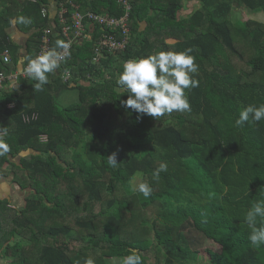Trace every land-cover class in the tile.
Masks as SVG:
<instances>
[{
    "label": "trees",
    "instance_id": "trees-1",
    "mask_svg": "<svg viewBox=\"0 0 264 264\" xmlns=\"http://www.w3.org/2000/svg\"><path fill=\"white\" fill-rule=\"evenodd\" d=\"M129 1L124 51L94 64L102 33L95 26L93 40L75 42L42 91L28 76L0 89V138L9 146L0 176L13 173V183L31 191L20 209L0 199V264H84L89 257L121 264L133 251L142 264H264V246L250 244L245 222L253 202L264 199V120L235 125L244 107L264 103V23L231 18L241 7L264 14V0ZM189 3L194 8L184 16ZM52 5L55 14L66 9L69 26L73 6L123 14L117 0H0V73L28 64L48 27L52 50L61 49L63 25L50 19ZM12 26L27 36L24 55ZM189 48L199 66L190 74L198 86L186 90L190 111L154 119L124 106L129 92L117 84L123 62ZM70 90L77 101L59 105ZM113 153L117 168L107 162ZM161 163L167 171L154 179ZM137 175L153 189L148 199L129 187ZM206 241L218 250L201 253Z\"/></svg>",
    "mask_w": 264,
    "mask_h": 264
},
{
    "label": "clouds",
    "instance_id": "clouds-1",
    "mask_svg": "<svg viewBox=\"0 0 264 264\" xmlns=\"http://www.w3.org/2000/svg\"><path fill=\"white\" fill-rule=\"evenodd\" d=\"M25 24L31 23L30 19H22ZM60 48L67 49L70 45L64 41H57ZM192 49L183 51H160L144 58L127 60L123 62V71L119 74L117 84L129 92L124 106L136 112L139 116L153 117L171 114L173 111L186 112L191 110L186 90L198 86V81L190 74L198 71L196 58L191 55ZM61 57L55 50L31 59L25 69L30 79L37 81L34 88L42 91L44 85L49 83L48 74L53 73L58 67ZM83 83V82H82ZM264 120V103L249 104L244 107L239 117L235 119L237 127L246 122H260ZM5 131L0 127V133ZM9 146L0 138V156L8 153ZM108 165L117 168V154L107 157ZM167 171V164L161 163L153 172V178L158 179L161 172ZM138 181V175L129 180V187L135 193L148 199L153 192L146 181ZM259 218V227L257 222ZM245 222L251 232L248 240L253 247L264 246V199L253 202L245 214ZM121 264H142L141 253L133 251L127 256L119 258ZM117 258L112 262L116 264ZM84 264H95V258L89 257Z\"/></svg>",
    "mask_w": 264,
    "mask_h": 264
},
{
    "label": "built area",
    "instance_id": "built-area-1",
    "mask_svg": "<svg viewBox=\"0 0 264 264\" xmlns=\"http://www.w3.org/2000/svg\"><path fill=\"white\" fill-rule=\"evenodd\" d=\"M117 3L121 5L123 10V14L120 17L109 16L108 14H98L91 11L82 13L77 10V7L72 5L74 9L71 15V26L67 25L66 22V9L61 8L56 12L55 16L58 22L63 25L62 34L65 42L70 45L67 49L61 48L56 51L61 57L58 61L59 65L67 60L75 42H82L84 39L93 40L95 26L101 27L102 33H100L99 38L93 47L92 61L94 64H97L101 58H104L106 53L116 56L118 53L126 49L131 40L128 23L131 6L129 0H117ZM41 14L43 17L46 16L47 10L42 9ZM52 29L53 26L43 30L37 54L33 59L52 51V42L50 39ZM2 58L4 63L10 62V53L8 50L3 51ZM27 65L28 64L10 73H0V89L4 87L5 83H10V85L13 86L17 83L19 78H26L28 76L25 71ZM61 77L63 82L67 83L71 79V73L66 71ZM81 84L83 83L81 82Z\"/></svg>",
    "mask_w": 264,
    "mask_h": 264
},
{
    "label": "rangeland",
    "instance_id": "rangeland-1",
    "mask_svg": "<svg viewBox=\"0 0 264 264\" xmlns=\"http://www.w3.org/2000/svg\"><path fill=\"white\" fill-rule=\"evenodd\" d=\"M194 7V4L192 5L191 8ZM233 15L231 18H234V21H242L243 20H247V19H252L255 20L257 22H261L264 23V14H262L261 11L258 12H247L244 8H238L233 10ZM261 12V13H260ZM180 13H182L184 16L190 15L192 12L190 11V6L188 8H185L184 11H180ZM175 40L173 39H169L167 40V43H174ZM70 81V80H69ZM77 91L76 90H70V91H66L63 92L61 94V96L58 98V104L61 106H68L71 105L72 103H75L78 99V95H77ZM9 159V157H8ZM19 157H17L16 159L12 160L13 162L16 161L18 162ZM11 170V169H10ZM5 179L7 184L10 185L9 188H12V185H16L15 183H13L12 179H13V173L8 174L7 176L3 177L2 180ZM139 182V176H138V181ZM15 197H11L10 201H11V208L12 209H20L21 207H23L24 203H25V198L26 196H28L31 191L29 188L25 189V190H21L20 188H18V186H16V190H15ZM11 193H13L11 191ZM95 210H97V205H95L94 207ZM205 248L208 249H212L214 251L218 250V246L211 242V241H206L204 244V247L201 250V253H204ZM4 260H1L0 263H3ZM201 263L204 264V262L201 261ZM198 264V263H196Z\"/></svg>",
    "mask_w": 264,
    "mask_h": 264
},
{
    "label": "crops",
    "instance_id": "crops-1",
    "mask_svg": "<svg viewBox=\"0 0 264 264\" xmlns=\"http://www.w3.org/2000/svg\"><path fill=\"white\" fill-rule=\"evenodd\" d=\"M190 6V11L194 8H191L192 7V4H188V6L187 7H189ZM184 9L185 8H183L182 10H181V12L182 11H184ZM248 12V11H247ZM54 15H55V7H54V5H52V8H51V13H50V19L51 20H53L54 19ZM140 28H141V30H143L144 28H145V24L144 23H141L140 24ZM9 34H10V37H11V39L16 43V44H18L19 46H20V48H19V51L21 52V54H25V42L27 41V36L26 35H24V34H21V32H19L18 30H17V28H15L14 26H12V27H10V29H9ZM9 159H10V161L11 162H13L12 160H14V159H16V158H11L10 156H9ZM19 161V160H18ZM13 163H18V162H16V161H14ZM5 169H9V167H8V165H4L3 166ZM3 177H5V176H0V199H5V200H8L9 201V204H11V201H10V199H11V197H15V190H16V185H12L13 187L12 188H9L10 187V185H8L7 184V182H6V180L5 179H3L2 180V178ZM11 191L13 192V193H11ZM10 206V205H9ZM11 207V206H10Z\"/></svg>",
    "mask_w": 264,
    "mask_h": 264
}]
</instances>
